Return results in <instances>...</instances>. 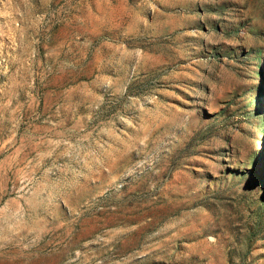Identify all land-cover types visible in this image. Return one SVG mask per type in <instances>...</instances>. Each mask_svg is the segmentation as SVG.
Masks as SVG:
<instances>
[{"label":"rangeland","instance_id":"374dc122","mask_svg":"<svg viewBox=\"0 0 264 264\" xmlns=\"http://www.w3.org/2000/svg\"><path fill=\"white\" fill-rule=\"evenodd\" d=\"M263 91L264 0H0V264H264Z\"/></svg>","mask_w":264,"mask_h":264},{"label":"water","instance_id":"95a60500","mask_svg":"<svg viewBox=\"0 0 264 264\" xmlns=\"http://www.w3.org/2000/svg\"><path fill=\"white\" fill-rule=\"evenodd\" d=\"M263 95H264V91H263Z\"/></svg>","mask_w":264,"mask_h":264},{"label":"bare ground","instance_id":"6f19581e","mask_svg":"<svg viewBox=\"0 0 264 264\" xmlns=\"http://www.w3.org/2000/svg\"><path fill=\"white\" fill-rule=\"evenodd\" d=\"M259 69V68H258ZM262 83V82H261ZM262 87V86H261Z\"/></svg>","mask_w":264,"mask_h":264}]
</instances>
